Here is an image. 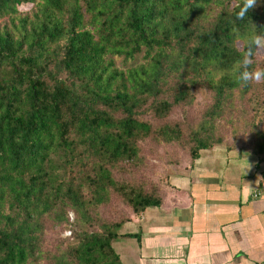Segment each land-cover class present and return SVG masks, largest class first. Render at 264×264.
<instances>
[{
  "label": "trees",
  "instance_id": "16d2710c",
  "mask_svg": "<svg viewBox=\"0 0 264 264\" xmlns=\"http://www.w3.org/2000/svg\"><path fill=\"white\" fill-rule=\"evenodd\" d=\"M241 5L0 0V264H120L117 231L161 205L170 165L220 144L264 163V126L247 148L217 132L264 102V82L234 72L264 31V0L236 19ZM199 88L210 100L196 128L155 124Z\"/></svg>",
  "mask_w": 264,
  "mask_h": 264
},
{
  "label": "crops",
  "instance_id": "0c3cea01",
  "mask_svg": "<svg viewBox=\"0 0 264 264\" xmlns=\"http://www.w3.org/2000/svg\"><path fill=\"white\" fill-rule=\"evenodd\" d=\"M263 171L223 145L171 167L161 205L117 231L120 264H264Z\"/></svg>",
  "mask_w": 264,
  "mask_h": 264
},
{
  "label": "rangeland",
  "instance_id": "374dc122",
  "mask_svg": "<svg viewBox=\"0 0 264 264\" xmlns=\"http://www.w3.org/2000/svg\"><path fill=\"white\" fill-rule=\"evenodd\" d=\"M30 8V6H23L20 7V11H27ZM258 58L263 57L264 54V48L257 49ZM137 58V57H136ZM140 58V56H139ZM138 59V58H137ZM136 60V59H135ZM194 93L196 95L194 96ZM194 100L190 105H183L179 106L180 109H174L171 113V115L168 117L166 121H155V124L157 126H160L164 123H170L171 125H181L183 126V129L186 131L196 128V125L199 124L201 114L203 113L204 109L209 103L210 95L206 90L199 88L193 91ZM254 111V112H253ZM251 113L247 112L245 116H242L241 118L237 119L232 124L225 123L224 125H221L217 128V132L221 135V137L224 139V142H230L232 140L234 141H240L242 144V147L247 148L248 145H253V143H257L258 141V129H262L264 126V102H261L259 106H257L255 109L250 110ZM260 121V122H258ZM236 138H233V137ZM221 145V144H220ZM141 147H144V152L147 154L151 150V146L147 142L141 143ZM184 146L181 144L179 147L173 148V154L181 156L184 153ZM169 151L165 152L167 154ZM158 156L162 155V150H157ZM150 162L153 165H156L157 162L155 160V156L150 159ZM186 165V164H182ZM178 165H170V167L167 170V174L169 173V170L171 167H176ZM151 167H148V170H150ZM148 175V174H147ZM116 176H119L118 171L113 174V177L115 179ZM113 201L117 202V197H113ZM107 212H110V209H105V212H103V216L105 217ZM69 236L68 231H65L62 233L61 237ZM69 242H73L72 239H70Z\"/></svg>",
  "mask_w": 264,
  "mask_h": 264
},
{
  "label": "clouds",
  "instance_id": "9594fccd",
  "mask_svg": "<svg viewBox=\"0 0 264 264\" xmlns=\"http://www.w3.org/2000/svg\"><path fill=\"white\" fill-rule=\"evenodd\" d=\"M255 4L256 0H242V5L236 13V19H243L248 14L249 9L254 7ZM260 48H264V31H253L249 37L245 54L234 68L236 80L242 86H246L250 81L257 83L264 82V67H250L253 49Z\"/></svg>",
  "mask_w": 264,
  "mask_h": 264
}]
</instances>
